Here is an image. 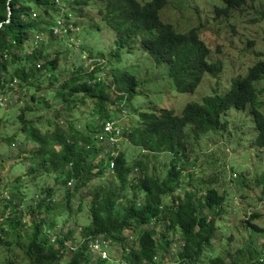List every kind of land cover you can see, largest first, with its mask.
Masks as SVG:
<instances>
[{
	"label": "trees",
	"instance_id": "trees-1",
	"mask_svg": "<svg viewBox=\"0 0 264 264\" xmlns=\"http://www.w3.org/2000/svg\"><path fill=\"white\" fill-rule=\"evenodd\" d=\"M99 1L98 16L116 34L118 52L126 45L131 50L137 44L155 66L165 67L167 77L178 92L192 94L205 75L216 78L221 74L222 63L208 60L210 51L196 29L178 33L162 22L160 11L166 6L165 0ZM248 1L221 0L223 6L214 9L215 19L228 17L232 10ZM86 7V0H0V88L19 83V88L28 90L31 101L35 102V109L27 105L17 117L19 130L27 142L37 146L28 152L35 163L28 166L26 176L43 173L53 178L54 186L64 190L61 201L54 203L50 187L39 189L26 209L37 216L35 220L30 217L29 227L23 223L20 200L3 207L0 218L5 209L9 211V218L1 224L5 229L0 232V248L6 247L8 260L0 264H106L109 255L102 259L89 248L96 239L107 246L119 245L128 264H164L156 262L157 256L160 251L167 252L171 245L167 233L176 231L181 235L177 264H197L206 248L214 247L212 241L217 238L218 230L215 216L211 214H221L224 196L214 186L199 196L196 190L188 188L189 183L181 187L185 171L182 166L189 161L188 139L224 130L221 118L234 108L247 111L257 132L255 144L264 150V115L259 111L258 101V94L264 90L258 93L254 86L264 79V61L255 63L244 76L233 78L223 94L206 96L202 103H187L180 115L169 109L138 113L135 124L129 126L124 137L137 149V156L128 157L118 151L112 155L116 146L107 137L99 140L105 123L114 121L108 105L119 104L121 110L125 107L129 111L139 86L133 72L124 69L118 74L113 72L111 65L119 54L110 53L108 57L93 54L92 70L72 71L58 89L52 86L54 80L58 81V56L62 53L55 52L50 58V46L56 38L70 36L77 30L79 17L70 15L69 9L73 12ZM60 21L63 27L58 25ZM55 28L60 33H54ZM106 68H110L109 77L104 79L108 81H101L96 75ZM42 77L49 83L45 90L51 89L54 100L61 103L53 119L49 117L45 123H39V115L34 120L25 117L26 113L39 110L37 104L43 108L49 106L45 97L37 94L44 90ZM111 87L118 94L115 99L110 97ZM0 98L6 99V96ZM87 103L91 105L88 119L94 121L79 125L77 120L82 112L78 109ZM120 128L117 146L123 137ZM162 153L170 155L171 161L160 178L156 171L149 170L146 157ZM109 172L111 180L106 179ZM133 172L138 173L135 180L131 178ZM15 182L20 184L21 179ZM167 199L171 200L166 202ZM85 200H88L90 222L77 224L79 236L74 237V229L57 231L52 216L65 213L73 218L71 214L79 213ZM62 220L66 225L68 219ZM245 222L258 230L248 220ZM158 227L164 229L156 238ZM134 234L136 245L129 247ZM16 250H21V256L17 257ZM211 264L225 263L216 257Z\"/></svg>",
	"mask_w": 264,
	"mask_h": 264
},
{
	"label": "rangeland",
	"instance_id": "rangeland-1",
	"mask_svg": "<svg viewBox=\"0 0 264 264\" xmlns=\"http://www.w3.org/2000/svg\"><path fill=\"white\" fill-rule=\"evenodd\" d=\"M86 1V8H78L73 11L74 13L69 9L70 15L76 14L79 17L77 30L71 32L70 36L56 38L50 46V58L54 57L55 52L62 53L58 56V81L54 80L52 86L54 90L58 89L72 71L81 68L92 70L94 66L91 65L90 58L93 54L102 53L106 57L110 53L119 54L111 65L113 72L118 74L122 69L133 72L139 86L129 111L125 107L121 110L119 104L108 105L110 112L114 113V121H117L123 129V137L115 148L117 150H114L116 153L118 151L128 157L137 156V149L130 146L124 137L129 126L135 124L138 113L169 109L175 115H180L187 103H202V99L206 96L223 94L229 89L233 78L244 76L255 63L264 61V0H250L232 10L228 17L216 19L214 9L223 6L221 0H165L166 6L160 11L162 22L171 25L178 33L196 29L199 38L210 51L208 60L222 63L221 74L216 78L205 75L192 94L178 92L173 81L167 77L165 67L155 66L137 44L134 43L131 50L126 45L118 52L116 34L105 26L98 16L100 1ZM137 1L146 3L150 0ZM100 61L106 62L103 59ZM101 71L103 73H98L96 77L103 81L107 75L109 77L110 68ZM42 81L44 90L37 94L43 95L49 106L43 108V105L37 104L38 111L25 114V117L31 120L39 115L41 117L39 123H45V119L49 117L53 119L54 111L61 108V103L54 100L53 91L45 90L48 81L44 77ZM254 86L258 93L264 90V79ZM19 87L17 83L12 87L5 84L3 89L0 88V96L5 95L7 99V106L0 110V193H6L8 196V199H0V211H3V207L9 202L20 200L25 220L23 223L29 227L31 219L35 220L37 216L26 209L33 203L39 189L43 186L50 187L54 193L52 198L54 203L61 201L64 190L54 186L53 178L43 173L35 177L26 176L28 166H34L35 163L28 152L36 149L37 146L27 142L24 134L19 130L17 117L21 109L27 105L35 109V102L31 101L28 90ZM117 95L111 87V99H115ZM0 100L5 99L0 98ZM258 101L261 103L259 111L264 115V91L258 94ZM90 109L89 103L84 108L78 109L82 112L79 113L77 120L79 125L94 121L93 118L88 119ZM221 122L225 125L224 130L210 131L197 136L196 139L192 137L188 139L189 161H186L184 166L181 159H178L185 169L182 173V188L187 182L190 184L188 188L196 190L199 196L204 194L207 188L214 186V189L224 196L221 214L217 215L216 212L211 214L215 216L218 230L217 238L212 241L214 247H207L206 252L200 255L197 264H211L216 257L221 258L225 264L255 262L264 264V194L262 193L264 150L255 144L257 132L247 111L241 112L231 108L222 116ZM146 159L149 170L156 171L159 177L163 178L166 170L169 169L170 155L166 153L148 155ZM110 175L111 172L107 173L106 179L111 180ZM137 175V172H133L131 178L135 180ZM18 178L21 179L20 184L15 182ZM95 184L98 182L95 181ZM170 200L167 199L166 202ZM87 203L88 200L83 201L80 212L71 214L73 218L65 213L59 217L53 215L51 221L56 220V230L64 232L74 229V237H78L77 224L87 225L90 222L87 216ZM8 212V209H5L1 217L3 219L0 218V232L5 229L1 224L5 222L3 220L9 218ZM62 219H68L66 225L62 224ZM247 220L258 230L249 227L245 222ZM156 229V238H158L164 228ZM44 231L47 232V228ZM167 237L171 245L167 252H159L156 262L177 264L181 235L176 231L167 233ZM135 241L136 234L129 247L136 245ZM106 251L110 256L106 264H128L123 260V250L119 245H108ZM16 254L17 257L21 256V250H16ZM2 260H8L6 247L0 248V261Z\"/></svg>",
	"mask_w": 264,
	"mask_h": 264
},
{
	"label": "built area",
	"instance_id": "built-area-1",
	"mask_svg": "<svg viewBox=\"0 0 264 264\" xmlns=\"http://www.w3.org/2000/svg\"><path fill=\"white\" fill-rule=\"evenodd\" d=\"M58 25L63 27L62 22H58ZM54 33H60V30L58 28H55L53 30ZM5 99V98H4ZM7 105V100H0V108H4ZM104 137H107L109 142L111 144H114L117 146V143L120 140L121 137V128L118 122L116 121H107L104 125L103 129V135L99 138V140H102ZM116 152H113L112 155H115ZM113 168V163L110 164V169ZM1 198H6L8 199V196L6 193H0V199ZM53 241V239H52ZM107 244L101 242V240L96 239L93 242L89 244L90 250L95 253L98 257L102 259H106L108 257L107 251H106Z\"/></svg>",
	"mask_w": 264,
	"mask_h": 264
},
{
	"label": "water",
	"instance_id": "water-1",
	"mask_svg": "<svg viewBox=\"0 0 264 264\" xmlns=\"http://www.w3.org/2000/svg\"><path fill=\"white\" fill-rule=\"evenodd\" d=\"M10 13V12H9Z\"/></svg>",
	"mask_w": 264,
	"mask_h": 264
}]
</instances>
